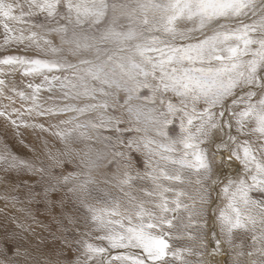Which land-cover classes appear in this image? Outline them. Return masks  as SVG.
I'll list each match as a JSON object with an SVG mask.
<instances>
[{"label": "snow or ice", "instance_id": "6c2138e0", "mask_svg": "<svg viewBox=\"0 0 264 264\" xmlns=\"http://www.w3.org/2000/svg\"><path fill=\"white\" fill-rule=\"evenodd\" d=\"M253 5L254 0H140L137 8L130 9L122 4L110 7L107 0H28L33 17L22 14V2L0 0V208L8 205L11 211L19 209V215L10 220L0 218V256L5 264H25L42 249L53 250L46 233L50 217L59 227L52 231L65 240L72 264H219L217 258L229 250L234 264H260L264 260V201L254 199L255 193H264V156L257 154L264 153V146H254L249 136L241 140L232 132L233 121L239 133L254 119L255 133L264 135V96L256 91L264 90V41H253L245 28L216 33L182 48L138 46L136 53L126 57L94 64L84 61L89 66L83 69L58 54L61 44L87 46V38L81 37L76 26L99 23L110 12L115 18H130L133 24L146 22L151 15L160 21V27L175 31L178 20L199 18L203 29ZM104 35L122 43L134 38L136 32L134 27L126 33L111 28ZM232 39L240 45L228 48L227 57L210 55L219 50L218 43ZM150 51L160 52L158 62H152L147 55ZM137 55L143 57V63L136 62ZM213 62L218 66L212 67ZM205 64L209 66L196 67ZM69 72L73 75H66ZM158 73L159 90L204 99L208 105L197 115L185 112L187 123H180L185 133L181 138L184 153L174 155L175 141L154 148L150 137L130 140L128 144L137 151L144 148L148 159L134 168V151L130 155L117 153L123 161V170L115 180L119 196L106 191L103 198H90L88 192L96 183L102 156L91 150L77 151L75 143L89 138L98 128L110 134L118 132L123 124L106 116L99 123L80 119L89 109L107 107L108 99L77 109L67 103L68 98L74 93L88 94L86 78L123 88L131 96L151 88L148 78L156 79ZM241 83L247 85L248 96L237 101L241 108L234 106L225 122L229 113H215L214 109ZM168 111L174 114L175 106L169 104ZM135 112L146 128L159 122L150 111L137 108ZM194 122L199 124L195 135L191 131ZM162 123L167 126L170 121ZM220 127L228 133L227 143L219 141L216 148L220 157L226 158L221 165L235 167L239 175L225 179L221 189L225 202L214 213L216 228L210 229L208 219L213 214L208 207L207 183L217 166L206 147L210 138L218 139ZM170 131L175 133L176 127ZM53 141L58 142L57 147ZM68 161H79V170L61 172L55 183L49 182L42 190L27 187L21 191L17 184L18 179L43 178L45 163L68 169ZM160 161L171 165V170ZM141 167L146 171L140 172ZM14 170H27L32 175L18 178L11 174ZM141 177H146L151 187L143 188L137 196L130 190ZM61 181L72 185L82 212L81 216L66 215V220L76 225L71 240L63 236L65 221L53 213V209L59 213L60 208H66L67 197L53 195ZM56 200L60 207L53 203Z\"/></svg>", "mask_w": 264, "mask_h": 264}, {"label": "clouds", "instance_id": "9594fccd", "mask_svg": "<svg viewBox=\"0 0 264 264\" xmlns=\"http://www.w3.org/2000/svg\"><path fill=\"white\" fill-rule=\"evenodd\" d=\"M13 4L22 2L24 15H33L34 12L28 6V0H11ZM140 0H107V3L111 7L113 4L127 5L130 9L137 8ZM156 3H163L164 0H155ZM33 23L35 20L33 19ZM160 21L153 18L151 15L147 17L146 22H136L133 24L132 20L126 16L115 18L110 12L109 15L101 20L99 23L87 22L84 25L76 26V31L81 37L87 38V46L76 43H65L59 46V56L70 64L81 65L82 69L88 67L82 62L88 61L92 64L103 63L111 58H118L120 56H129L136 53L138 46H145L148 48H156L160 50H167L171 48H182L187 47L189 44H197L202 40L216 33H235L243 31L245 28L249 29V36L253 41H264V0H254V5L249 6L240 15H229L226 18L214 20L207 24L203 29L200 28L199 18L193 19H181L175 24V31H167L159 26ZM256 25L253 29L251 26ZM135 28L136 35L132 39L124 40L122 43L109 40L105 38V33L115 28L116 31L121 33L128 32L131 28ZM240 45V41L232 39L221 43H218V51L210 53V55H223L228 56V48L237 47ZM152 58V62L156 63L160 59L159 51H150L147 53ZM137 63H143V57L135 56ZM244 59H248L245 57ZM149 71H151V65H145ZM209 65H196V67H208ZM212 67L218 66L217 63L213 62ZM173 67H181L180 65H173ZM183 67H189V65H183ZM68 76H72L71 72L66 73ZM149 83L152 85L151 88H143L138 93L131 95L126 92L123 88L109 87L107 84L101 81L86 78V84L89 89L88 94L83 92L74 93L71 95L67 103L74 106L77 109L85 108L88 105L100 104L103 100L108 99V106L102 109H89L80 116L83 121L92 123H99L101 117H111L118 120L123 127L118 132L108 133L102 128H98L92 131L89 138L84 140H77L75 143L77 151L85 152L91 150L94 154L100 153L102 159L99 161V166L96 169V183L89 189L88 195L92 199L103 198L105 192H111L114 196H119L120 189L115 183L116 177L119 171H122L123 161L117 155L119 152L136 153V158L132 160L133 167L139 164H143L147 159L144 148L141 146L140 150L137 151L135 147L128 144V141H136L143 137H150L155 143V148L159 144H167L170 141H175V153L174 155L181 156L185 149L181 143V138L185 133L180 129V123L183 121L187 123V117L185 112L189 115H197L204 112L208 105L204 99L194 100L192 96L176 95L171 91L159 90V73L156 79L148 78ZM247 85L241 83L233 93L225 99L222 105H217L214 109L215 113L222 111L228 112L229 117H225V122L231 117L233 107L237 109L241 108V105L237 104L242 97L248 96L246 91ZM257 94L264 96V90L257 89ZM103 93H108V96H104ZM172 104L175 106V113L168 111V105ZM141 108L143 111L152 113L154 121L147 128L145 125L137 120L135 109ZM74 115H80L74 113ZM219 123V116L216 117ZM164 120L170 121L167 126L162 123ZM176 127V132L170 131L171 127ZM199 127L198 122H194L192 126V133L195 135ZM256 127L254 119H250L244 127V131L237 133L235 121H233L232 132L238 135V138L243 140L245 136H249L254 146H264V135L255 133ZM228 133L224 127H220L217 131L218 139L210 138L207 142L206 151L212 154L216 169L213 170V174L209 176L207 183L208 193V207L213 215L208 219L209 228H216V222L214 219V213L222 205H224V195L221 191L225 179L233 176V174L239 175L235 172V167H230L227 163L221 165L222 160L225 157H220L216 148L219 141L227 143ZM58 142L53 141V147H57ZM258 155L264 156V153H257ZM138 158V159H137ZM68 169L57 168L50 166L45 163V176L37 177L36 180H17L21 191H25L27 187L44 189L49 182L55 183L61 172H67L71 169H77L79 161H68ZM161 166L169 168L171 165H167L165 161H160ZM3 168V166H0ZM228 168V171H224ZM218 169V170H217ZM79 170V169H77ZM140 172L146 171V168H139ZM16 177H24L32 175L27 170H14L11 173ZM191 175V173H188ZM7 187V184H5ZM59 197H67L65 200L66 208H60L59 213H53L64 220L63 227L65 231L63 236L68 240H71L75 235L76 225L66 220V215L81 216L80 206L77 200L74 198L72 192V185H65L61 181L58 185ZM151 183L146 177H141L137 180L136 184L131 188V193L139 196L143 188H150ZM254 199L264 201V193L257 192L254 194ZM56 207H60L59 200L53 201ZM23 204V201H21ZM0 214H2L3 220H10L13 216L19 215V209L11 211L8 209V205H4L0 208ZM79 223V220H77ZM56 227L57 231L59 227L54 224L51 217L48 221V228L46 233L49 238V243L52 244L53 250H41L40 252L31 255L25 261V264H72V261L68 259V249L65 246V240L59 239L56 232L52 229ZM264 227V226H262ZM56 237V238H53ZM2 240V237H0ZM2 246V244H0ZM57 249H63L62 252ZM75 253V248L72 249ZM219 264H234L232 253L229 250L224 256L217 258ZM0 264H5L3 256H0ZM246 264V261H245ZM260 264H264V260H261Z\"/></svg>", "mask_w": 264, "mask_h": 264}]
</instances>
